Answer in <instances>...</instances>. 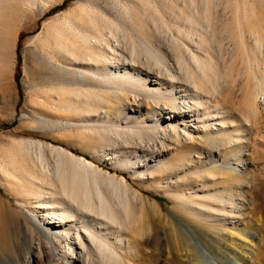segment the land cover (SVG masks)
I'll return each instance as SVG.
<instances>
[{
    "label": "bare ground",
    "instance_id": "6f19581e",
    "mask_svg": "<svg viewBox=\"0 0 264 264\" xmlns=\"http://www.w3.org/2000/svg\"><path fill=\"white\" fill-rule=\"evenodd\" d=\"M137 2L141 9L144 8V0ZM87 5L91 10L89 9L86 15L81 6L64 14L62 22L66 30L70 29L69 31L74 33V39H68V36V40L66 39L65 36L70 32H66L65 28L63 30L67 34L62 29V32L57 30L59 32L56 33V43L60 44V49L68 51V58L78 66L74 71L67 69L77 76V87L75 86L74 91V88L71 91L69 86L64 88L63 96L72 99L75 112H80L79 102L83 100L87 120H93L89 118L93 115L92 106L97 107L96 110L102 107L101 112H104L106 119L111 122L112 128L110 134H106L108 137L99 133L97 136L104 142L101 149L106 153L109 164L115 162L119 155L130 152L133 163L136 164L133 171H136L147 168L150 162L161 158V152L172 154L175 151L172 159L167 161L170 163L166 162L172 167V174L174 173L169 174L168 179L180 172L184 177L168 180L167 190L171 200L185 211L188 218L178 214L173 216L175 222L172 223L174 225L171 230H166L162 236L155 234L153 238L146 235L148 239L151 237L150 244L144 239V233L147 231L138 230L137 236L134 237H138L139 241H135L139 243L132 244L128 241L129 238H125L127 236H120L119 230L116 229L119 221L111 200L121 196L126 200L133 193L146 199L145 195L132 188L126 177L101 169L92 155V159H88L66 150L63 146H50L49 150L47 149L50 154L47 155L43 150V142H28L19 154L11 151L8 153L9 158L0 157V180L9 190H16L22 197L30 199L32 217L31 221L28 219L30 224L25 225V230L27 234L32 230L45 240L44 245L40 246V240H36V245L34 243L31 247V264H45L54 255L68 258L69 262L74 264H95L97 260L100 264H257L254 247L245 242L246 239H250V242L251 238L254 239L255 233H258L257 226L255 227L254 218L249 214V201L239 190L238 181L233 179L241 174L249 160H239L238 154L236 159L245 165H242L241 169L232 167V162L219 167L222 169L208 170L206 167L207 162L215 160L218 150L239 151L243 149L242 142L247 139L243 129L239 133L230 131L231 121L225 120L229 110L221 104L231 97L230 94H217L216 91L211 92L206 88V64H203L206 71L203 66H199L200 75H196L199 72L195 70L193 71L196 73H193L189 63L183 72L168 70L165 73V66L161 76L150 74V70V73L147 70H138L135 60L131 57V60L127 61V56L125 58L122 53L123 47L131 41L128 43L125 39L123 43L127 42V45L122 46V43L118 42L119 39L116 40L117 37H125L120 23L108 15L109 13L100 10L101 26L97 27L93 20L96 13L94 14L89 2ZM83 14L88 15L90 19L82 20ZM205 14L203 17L206 19ZM112 39L116 42L112 43ZM64 40L69 43L66 44ZM128 50L131 51L130 54L139 51L134 44L129 46ZM198 57L192 55L194 63H200ZM176 59L178 60V56ZM179 66L182 67L183 64ZM186 68L189 69L187 72ZM195 75L200 76L198 79L204 84H199ZM151 76L154 78L149 80ZM263 79L264 77L257 79L259 82L256 84H259L257 88L254 86L257 91L253 94V99L250 94L251 99L249 98L248 102L251 104L248 106L249 111L243 113L242 127L249 123L254 124L253 121L264 127V123H260L264 120V106L261 108L260 105L264 104ZM189 84H192L193 90ZM83 86L88 88L82 89ZM230 93L232 95L231 91ZM225 103L227 104V101ZM245 105L247 107V103ZM127 110L136 114L133 115L134 124L124 121L121 125L122 116ZM250 114L255 115L253 120L250 119ZM157 125L163 126L158 134L153 129ZM149 128L153 129L149 134L155 139L146 137ZM262 132L264 133V130ZM122 137L136 140L135 146L129 145L132 151L128 150L127 145L120 146L119 140ZM125 143L127 144L126 141ZM89 146L94 148L92 142ZM157 147L162 150L156 151ZM153 151L156 152L151 153ZM20 157L27 169V174L22 178ZM165 168L168 169L166 165ZM152 173L148 175L150 178L162 174L158 171L156 173L160 175L154 176ZM219 182L223 186L221 189L217 185ZM20 200L18 203L23 205L25 201ZM37 209H42L43 212L36 215L34 212ZM20 215V212L11 211L6 201L0 200V240L4 242L0 247V264H21L25 248L19 240ZM247 216L248 221L244 218ZM7 228L14 230V236L9 238L3 233ZM262 236L259 235L257 240L263 242ZM63 238L66 244L60 245ZM113 238L115 240H112ZM261 245L260 242L256 244L258 251L261 250Z\"/></svg>",
    "mask_w": 264,
    "mask_h": 264
},
{
    "label": "rangeland",
    "instance_id": "374dc122",
    "mask_svg": "<svg viewBox=\"0 0 264 264\" xmlns=\"http://www.w3.org/2000/svg\"><path fill=\"white\" fill-rule=\"evenodd\" d=\"M144 1L146 3L142 9L137 0L0 1V157L9 158V152L16 151L19 154L26 143L40 141L43 142V150L44 153L46 151L47 155L50 154L48 152L50 146H63L76 155L85 156L88 159L95 158L99 167L107 170L110 174L115 172L119 176L126 177L132 188L146 196L144 199L133 193L126 200L122 196L124 200L120 199L121 197L120 200L118 198L111 200L112 208L116 211V217L119 221L116 229L119 230L120 236H127L125 238H129L128 241L132 244L139 243L137 242L139 241L138 237H134L137 236L138 230L147 231V234L144 233L145 236L150 235L152 238L155 234L162 236L163 232L172 229L174 225L172 223L175 222L173 216L178 214L188 218L185 211L174 204L167 190L168 180L184 177L180 172L168 179L169 174H172L170 171L172 169H170L171 166L167 165L170 163L167 161L172 159L175 151H173L174 154L172 152L173 155L161 152V158L150 162L145 169H137L138 171H133V166L136 164L133 163L134 160H132L130 152L119 155L115 162L109 164L110 161L106 160L107 155L102 150L104 142L97 136L99 133L108 137L106 134H110L112 128L111 122L106 119L104 112H101L102 107L96 110L97 107L91 104L94 108H91L93 115L89 118H93V120H87L86 106H84L83 100L79 102L80 112H75L72 107V99L63 96L64 88L69 86L71 91L73 88V91L76 89L77 76L68 71H72V69L74 71L78 66L77 63L68 58V54H66L68 51L60 49V44L55 41L56 33L62 32L65 28L62 21L66 12L73 11L82 3H86V5L81 6L82 12L86 11L84 13L86 15L90 9L87 7V2H89L94 9V14L96 13L93 20L97 27L101 26L100 10L109 13L108 15L114 17L123 27L125 37H117L116 40L119 39L118 42L119 44L122 43V46L131 41L127 45L128 47H123L122 53L125 58L127 56V61L135 60L138 70L143 72L150 70L152 72H149L150 74L162 75L165 66V73L168 70L183 72L186 64L189 63L190 69L198 73L201 70L200 67L206 64L207 71L203 66L204 70L208 72V76H206L208 81L204 82L206 88H209L211 92L216 91L217 94H230L231 97L228 98L230 101L227 99V104L226 101L224 102L226 105L223 101L221 104L224 106L223 108L226 107L228 108L226 110H229L225 120L231 121L230 131L239 133L243 129L242 132L245 133L247 139L242 142L243 149H239V151L235 149L231 152L225 149L218 150L215 160L207 162L206 167L208 170L211 168L222 169L219 167L232 162V167L237 166L238 169H241L244 164L236 159L238 154L239 160L242 159L243 161L244 158L249 160L246 163V168L242 169L241 174H239L240 176L236 174L237 176L233 179L238 181L239 190L250 203L249 214L253 216V222L255 221V227L257 226L258 231L255 233L256 238H251V242L250 239H246L245 242L254 247L257 264H264V241L257 240L259 235L264 237V137L262 138L264 127L257 125L255 121H253L254 124L249 123L242 127L243 116L249 111L248 106L251 104L248 100L253 99V94L257 91L256 88L259 84L256 83L264 77V0ZM148 1L150 2L148 3ZM204 13H206V19L205 16L203 17ZM83 15L82 18L84 19L82 20L90 19L88 15ZM65 30L63 31L65 32ZM72 33H66V39L67 36L68 39L75 36ZM125 39L127 42L123 43L126 41ZM67 40H64L66 44L69 43ZM113 40H111L112 43H115L116 41ZM133 44L135 48L139 49V53L130 54L131 51L128 49ZM193 54L199 56L200 63H194ZM134 57L136 59H133ZM159 57L162 62L158 59ZM155 59L159 60V64ZM182 64V67L179 66ZM187 70L189 69L186 68L185 71L187 72ZM185 71L184 73H186ZM195 71L193 73H196ZM196 75H200V72ZM196 75L195 77H197ZM152 78L154 77H149V80ZM198 80L199 84H204ZM254 86L256 87L255 90ZM83 87L82 89L88 88V86ZM189 87L193 90L192 84H189ZM98 88L100 89V87ZM218 91L222 92L219 93ZM111 97L113 96L111 95ZM260 105L261 108L264 106L262 103ZM125 113L122 116L121 125L124 121L134 124L133 115L136 114L131 110H127ZM254 116L250 114V119L253 120ZM262 121L261 124L264 123L263 119ZM262 125L264 126V124ZM162 128V125L153 127L157 134ZM153 129L147 130L146 137L148 139H155L149 134V131ZM122 138L119 140L120 146L127 145L128 150L132 151L133 149L129 145L135 146L136 140L128 137ZM91 142L94 144V150L89 146ZM156 149V151L162 150L160 147ZM234 152L236 154H233ZM237 162L239 163L237 164ZM19 163L20 177L22 178L27 174V169L21 157ZM214 164L215 166H212ZM158 171L162 172L161 176L154 178L148 176L150 172H153L152 175L154 174V176L155 174L160 175V173H156ZM191 172L192 170L189 171V173ZM217 185L219 189L223 188L222 183L219 182ZM35 194L38 195L36 191ZM20 199L25 201L23 205L18 203L21 201ZM25 199L29 198L22 197L16 190H9L0 180V200L6 201L11 211L20 212L25 217L19 216V232H21L19 233V240L25 248L21 257V264H31L32 254L29 252L31 247L34 246V243L36 245V240H40V244L38 242L40 246L45 244V240L43 237H39L36 232L29 230L32 233L27 234L25 230V225L30 224L29 220L31 221L32 217V208L29 207L31 205L30 199ZM42 212V209H37L34 213L40 215ZM244 218L248 221V216ZM218 226L220 227V225ZM3 233L7 234L9 238L14 236V230H10V228H7ZM147 236L144 239L150 244L151 237L148 239ZM65 242V238H63L59 244L65 245ZM258 242L260 245L262 244L260 252L256 249ZM3 243V240H0V247L3 246ZM100 263L97 260L95 264ZM45 264L74 263H70L68 258L54 255Z\"/></svg>",
    "mask_w": 264,
    "mask_h": 264
}]
</instances>
